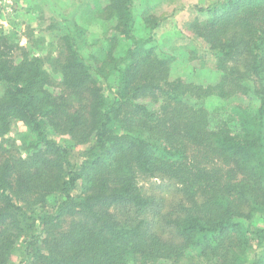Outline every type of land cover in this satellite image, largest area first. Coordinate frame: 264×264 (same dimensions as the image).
<instances>
[{"label": "trees", "instance_id": "1", "mask_svg": "<svg viewBox=\"0 0 264 264\" xmlns=\"http://www.w3.org/2000/svg\"><path fill=\"white\" fill-rule=\"evenodd\" d=\"M132 5L107 0L99 7L119 33L91 63L72 35L62 37L56 92L44 88L51 78L41 59L24 51L15 61L14 44H6L11 38L0 36L6 45L0 42V131L12 120L29 130L24 155L0 147L6 151L0 153V264H10L21 239L29 264H126L129 253L140 264H164L187 250L205 256L219 248L222 262L212 255V264H264V0L195 5L206 18L190 29L222 71L209 85L168 77L171 57L132 33ZM120 37L132 47L119 58V83L107 101L100 71L114 60ZM242 94L257 105L220 104L209 112L190 102ZM146 98L158 109L140 101ZM115 123L124 132L116 133ZM49 128L91 143L79 164ZM204 146L229 168L214 163L210 169L202 157L190 156ZM233 170L240 175L232 180ZM136 174L174 180L184 197L164 208L162 198L138 187ZM241 202L249 203L247 217L261 213L255 230L240 220ZM253 243L259 248L247 262L241 252Z\"/></svg>", "mask_w": 264, "mask_h": 264}, {"label": "rangeland", "instance_id": "2", "mask_svg": "<svg viewBox=\"0 0 264 264\" xmlns=\"http://www.w3.org/2000/svg\"><path fill=\"white\" fill-rule=\"evenodd\" d=\"M213 1L133 0L132 33L137 39L145 41V47L153 46L161 56L171 57L167 69L170 79L179 77L196 85L215 84L221 80L222 71L216 67V61L210 55L206 43L190 29V23L195 19L206 18V14L199 11L195 5H205ZM106 2L107 0H0V36L11 38V42L6 44L9 46L14 44L10 55L15 61H19L23 57L24 51L28 53L29 57H39L44 70L51 78V83L44 88L56 92L62 77L59 63L61 60L60 45L63 43L64 35L70 34L74 37L79 53L88 63H91V56L104 55L102 53L110 46L108 44L110 36H117L119 33L113 27L116 24L115 19H109L106 12L99 10V7H104ZM155 23L158 24L155 25ZM0 40L1 44L6 47L2 43L5 39ZM129 47H132V41L120 37L114 47V60L104 61L106 63L100 71L103 77L100 76V78L107 101L113 99L114 89L119 83L120 76L117 66L122 63L119 58L125 55ZM241 69L243 70L242 67ZM4 88L5 84L0 82V95ZM143 100L140 101L147 102L151 109H158V102L149 98ZM182 100L188 101L185 96H182ZM193 101L197 107H204L209 112L220 104L226 107L235 103H241L244 106L257 105L255 99L250 100L243 94L232 96L226 100L212 96L190 100V102ZM117 126L118 123H115L116 133L124 132L123 128L117 129ZM3 131H0V147L24 155L25 140L29 135V130L25 125L20 121L12 120L9 129ZM136 131H138L137 128L133 129L131 133H136ZM50 132L53 138L68 148L71 161L79 164L91 143L87 141L80 143L69 135L56 133L52 129ZM4 140H8L12 146L6 145ZM199 150L198 153L191 150L190 156L197 154L198 158L202 157L201 160L210 169L217 168V165H213L214 163H220V166L222 164L221 167L224 170L229 168V165L223 160L219 161L214 156L215 154L205 146ZM202 150L204 152H201ZM0 153L4 155L6 151L0 150ZM238 172L233 170L230 178L232 176H235V179L239 178ZM231 179L233 180V178ZM135 182L146 195L162 198L164 208H169L172 203L184 197L183 191L174 180L143 177L136 174ZM203 195L198 193L197 198L201 200ZM248 206V202H241V212H239L241 217L239 218L252 231L256 229L262 219L259 211H253L251 217H247ZM258 248L259 244L253 243L250 249L241 252L247 262L252 259L255 249ZM222 249H218V254L213 255L209 252L210 254L205 256L200 255L199 251L196 252L197 249L187 250L184 255L178 258L165 260L164 264H212V260H209L212 255V257L216 256L218 262H222ZM238 251L240 252L239 248ZM22 261H25V264L30 263V257L26 255L24 239H21L14 249L10 264H20ZM159 262L162 263V260ZM125 263L140 264L138 257L132 253L127 255Z\"/></svg>", "mask_w": 264, "mask_h": 264}]
</instances>
